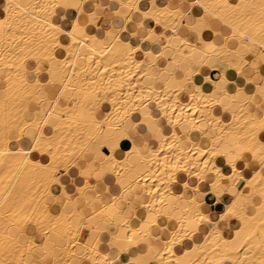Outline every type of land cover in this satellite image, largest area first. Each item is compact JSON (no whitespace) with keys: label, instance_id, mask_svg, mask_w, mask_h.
Wrapping results in <instances>:
<instances>
[{"label":"bare ground","instance_id":"1","mask_svg":"<svg viewBox=\"0 0 264 264\" xmlns=\"http://www.w3.org/2000/svg\"><path fill=\"white\" fill-rule=\"evenodd\" d=\"M82 1L3 0L0 264H114L123 257V264H264V172L256 169L244 175L242 169L248 166L240 153L249 152L264 166V114L255 116L245 102L235 106L243 86L222 88L218 98L195 79L201 73L203 81L216 89L218 82L209 72L218 62L243 76L244 65L252 62L247 54L254 47L255 59L264 60V0H180L175 6L146 0V8L140 7V0H109V15L105 12L102 22L88 23L77 34V15L95 13L85 11ZM184 1L185 9L180 7ZM195 3L203 8L200 15L190 12ZM59 10L61 18L72 11L68 28L55 21ZM213 19L221 21L226 31L216 34ZM155 24L167 33L160 34L155 49L142 48L139 43L147 40ZM62 33L66 41H61ZM229 38L237 45L230 46ZM139 49L149 61L136 55ZM166 50L172 57H165ZM161 57L163 76L151 72ZM42 72L45 79L38 76ZM217 75L227 85L235 83L226 71ZM246 79L264 102V76L257 83ZM78 99L94 101L97 108L89 115L74 110ZM249 99L256 101L253 95ZM139 113L147 125L135 119ZM27 128L33 132L30 138ZM133 130L151 135L139 143ZM12 131L17 132L15 137ZM109 138H115L114 147L107 145ZM24 139L28 147L22 146ZM121 139L130 140L131 146L119 157L114 149ZM93 143L99 148L93 149ZM84 151H91L106 166L99 182L105 197L111 195L108 202L94 190L96 182L86 178L84 185L72 184L73 193L67 189L72 183L68 168ZM207 179L211 190L223 183L242 185L259 201L249 213L245 204L251 195L240 204L235 194L221 213L205 212L195 192ZM188 191L192 193L183 199ZM75 193L82 203L94 199L98 206L87 208L84 215L78 199H73ZM118 199L132 209L141 206L134 219H117L107 211ZM51 202L57 211L50 209ZM66 203L72 207L69 213L62 209ZM158 216L167 224L159 226ZM228 217L240 222L229 237L220 226ZM73 218L80 224H73ZM83 223L96 231L94 237L82 231ZM27 224L44 235L43 241L34 240Z\"/></svg>","mask_w":264,"mask_h":264},{"label":"crops","instance_id":"2","mask_svg":"<svg viewBox=\"0 0 264 264\" xmlns=\"http://www.w3.org/2000/svg\"><path fill=\"white\" fill-rule=\"evenodd\" d=\"M163 1L165 3L171 5V6H175L178 4V2H181L180 0H163ZM188 1H192V0H188ZM229 1L234 3L237 0H229ZM185 2L186 1H184L182 4H180V7L183 9L186 8ZM0 3H1L0 4V16H2L3 12H2L1 7L3 4V0H0ZM108 5H109V0H83L82 1V7L85 9V11H87V12L95 11V13H94V15H90V17L89 16L87 17V15L84 13L77 15L79 25H77L75 32L77 34H81L85 31V25L86 24L94 23V22H98V23L102 22L103 21V19H102L103 14H106V13L108 14V12H107V6ZM139 5L142 8H144V7L146 8V7H148L149 4L147 3L146 0H140ZM194 10H196V11H194ZM190 12L191 13L193 12V14H195V15H200V13L203 12V8L199 4L195 3L194 5L191 6ZM62 14H63V12L61 10H59L57 12V14L55 15V21L59 22L64 28H68L70 25L69 19H71L73 17V13H72V11L67 12L66 13L67 15H65V18L62 17L64 19L61 18V16H63ZM210 23H211V28H213V30L215 31L216 34H221L224 31H226V27L223 25V23L221 21H216L215 19H213L210 21ZM148 24H146V25H148ZM207 32H208V30H207ZM165 33H167L166 29H164L162 26H160L158 24H155L153 26L152 31L147 35L148 36L147 40L141 41L139 44L142 46V48H145V49H147L149 47L152 49H155L157 47L158 43H161V40L159 38L160 34H165ZM189 33H190V30L187 31V36H189L188 35ZM60 39H61V41H66V36L62 33L60 35ZM190 39L192 41H194L196 39V37L194 35H190ZM227 42L230 46L237 45V43L235 44V42L233 41L232 38H229ZM134 44H136V42H134ZM256 50H257V48L254 47L252 49V53H255ZM56 52L58 54H60L61 49L56 48ZM252 53L247 54L248 60L252 61V62L244 65V67L242 69V75L243 76H238V74L233 69H230V68L228 69L227 65L223 61L218 62L217 67L213 68L211 70V72H209L210 76L216 78V81L218 82V88H216V89H213L208 82L203 81L204 79H203V76L201 73H197L195 75V79H196V81L198 80L197 82L202 84V87L204 89L210 90L212 94L215 93V95L214 94L213 95L215 97H218V98L222 97V94L220 91V89H222V88L226 87L228 90L231 91L234 89L235 84L243 86L244 90L240 91L237 94V100L234 102L235 106H239V104L241 102H245L246 108H248L255 116H260V115L264 114V102L255 96V93H253L252 86L249 83V81L246 79V77H251L250 82H252V83L260 82L264 76V60L258 61L257 59H255V55H253ZM136 55L138 57L144 58L147 61L150 60L149 55H146L144 53V49L137 50ZM172 55H173V53L170 52L169 50L165 51V57L166 58L172 57ZM163 63H164V59L162 57L159 58L158 62L151 66V72L153 74H156V75L159 74V75L163 76L162 75V69H161V66L163 65ZM32 66L33 65L31 64L30 67L32 68ZM222 70L226 71V76L229 78L230 81H234L235 83H230L229 85H227V82L225 80H221V77L220 76L218 77L217 74L219 73V71H222ZM202 72H206V70L203 69ZM38 76L40 79L46 78V76L43 72L39 73ZM55 86H54V88L56 89L57 86L56 87ZM50 93H51V95L54 94V92H50ZM251 95H253V98L256 101H250L249 97ZM231 104H232L231 101L227 102L228 106H230ZM47 106H48V102H45L43 107L46 108ZM75 108H78V109L82 110L85 114L89 115L95 108H97V105H96V102H94V101L88 103L86 101L78 99L76 102V106L74 107V110H75ZM25 115H26L27 119H31L33 117L30 112H27ZM135 119H138L143 125H147V121H146V119L142 113H139V116L135 117ZM157 119H158V122L160 124H163V118L162 117L157 116ZM141 132H138V130L131 131L132 136L136 142L140 143L141 141L148 139L151 135L150 132L147 130L141 131ZM11 134H12V136L15 137L17 135V132L12 131ZM25 135L27 138L32 137L33 132L30 130V128L26 129ZM197 136H198V134L193 135L194 138H196ZM26 141H27L26 139L22 140V146L23 147H26V146L28 147L29 143ZM106 143L109 147L110 146L114 147L115 138L107 139ZM118 145L119 146H117L114 149V152L117 153L118 155L117 154L116 155L120 157V156H122L123 152L131 146V141L128 139H121ZM96 147L99 148V144L93 143V149H95ZM104 149L107 150V146H104ZM118 151H120V152H118ZM143 153L145 155H147L149 152H148V150L143 149ZM240 153H241V155H243L242 160L246 161L247 166H248V169L243 170V174L248 175L256 169H260L261 171L263 170L262 173L264 172V169H263L264 166H262V165L260 166L256 161H253L249 157L248 154H245V152L243 150ZM77 158L68 168V175L69 176L72 175V176H70L71 182H72V183H70L71 185L69 183L67 184V189L69 190V193H73V191H74L72 188L73 185H75V186L84 185L85 178H86L89 181H91L92 183L96 182L94 184L95 187L93 186L94 190L101 192L104 196L103 201L108 202L111 199V195H109L108 197L107 196L105 197V195L103 193L104 184L99 182V180H102L104 178L105 174L107 173V170L105 169L106 166L103 163H101L98 159L94 158L93 153H91V151H84ZM93 160L95 162H93ZM133 161H136V159H133ZM218 163L221 164L225 170H227L226 168H228V167L224 164V161L222 158L218 159ZM89 165L91 167H89ZM71 170H73V171H71ZM207 180L205 181L206 183L203 182L202 183L203 185L201 184L200 189L195 192V198L201 200L200 208L205 212L213 213V214L221 213V211L224 208V205L226 203H228L229 201H231L235 194L238 195L237 198H238V201L240 204H244L247 197H249L251 195L249 202H247L245 204V209L249 213L252 212V210H253L252 205L259 201V196H257L256 194H252L253 192L251 189L245 188L242 185H238L237 187H235L231 184L223 183L219 188H217L215 190H211V188L208 185L209 180L208 181ZM77 182H78V184H77ZM191 193H192V191H188L186 194L182 195L181 197L183 199H186V198H188V196ZM217 197L219 198L218 201H216ZM79 198H80L79 193H75V195H73V199H75V200L78 199L77 205H78L79 209L82 208L81 211L84 215L88 214L89 210L93 206L96 207L99 204V201L94 200V199H92L91 204H87L85 202L82 203L79 200ZM140 207H141L140 205H137L134 207V209H132V206L129 203L127 204L126 201H122V200L118 199L116 201V203H114L113 208L110 207V205H108L107 211L109 213H112L113 215L115 214L117 219H120L118 216H120V217H126L127 216L131 219H134V217H135L134 211H135V209H139ZM84 208H86V209H84ZM50 209L55 212L58 210V207H57V205H55L54 202H51L50 203ZM62 209L65 212L69 213V212H71L72 207L70 204L66 203L62 206ZM150 218L152 219V216ZM144 219H145L144 215H141L139 217V221H141V222ZM156 219H157L159 226H163V225L167 224V221H166L165 217H163V216H158ZM71 221L75 225L80 224V220H78V219L73 218ZM97 224L103 228H105L107 225L103 221H98ZM227 224H228V226H227ZM239 225H240L239 220L237 218H234V217H228L225 220L221 221V223H220V226L223 230V233L227 237H229L233 233L232 230L238 228ZM27 227H28V230L30 231L31 234L36 233V230L34 228H31L30 224H27ZM81 228H82V231L84 233H86L88 236L94 237L96 235V231L92 230L87 224H85L84 226L82 224ZM150 228H151V226H150ZM239 234L242 237L241 231H239ZM24 238L25 237L23 236L22 239H24ZM156 242H158V241H156ZM157 244H159V242ZM189 245H190V243L186 244V246H189ZM40 256L35 255V257H40ZM146 257H147V259H150V257L148 255ZM123 261H125V257H123V260L122 259H119V261L116 260L114 262V264H123Z\"/></svg>","mask_w":264,"mask_h":264},{"label":"rangeland","instance_id":"3","mask_svg":"<svg viewBox=\"0 0 264 264\" xmlns=\"http://www.w3.org/2000/svg\"><path fill=\"white\" fill-rule=\"evenodd\" d=\"M31 63H32V61H30ZM33 64V63H32ZM3 74H2V70H0V78H1V76H2ZM4 76V75H3ZM57 86V85H56ZM97 112H98V115H100V113H99V111H96L95 113H96V115H97ZM245 154H248L249 155V157L250 158H252L251 157V154L248 152H245ZM254 161V160H253ZM257 162V161H256ZM242 173H243V169H242ZM245 175V174H244ZM46 197V196H45ZM44 197V198H45ZM85 225V223H83V226ZM35 229V228H34ZM38 231H36V233L34 234V240L35 241H38V242H40V241H43V239H44V235H43V237H42V235H41V233L40 232H38ZM36 234H37V236H36ZM36 250V249H35Z\"/></svg>","mask_w":264,"mask_h":264}]
</instances>
